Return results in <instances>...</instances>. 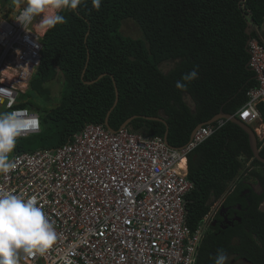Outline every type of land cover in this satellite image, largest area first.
Listing matches in <instances>:
<instances>
[{"label": "trees", "instance_id": "trees-1", "mask_svg": "<svg viewBox=\"0 0 264 264\" xmlns=\"http://www.w3.org/2000/svg\"><path fill=\"white\" fill-rule=\"evenodd\" d=\"M61 14L66 23L41 37L40 61L24 94L42 98L48 110L40 115V133L17 142L16 153L54 149L86 124L104 125L114 87L118 101L108 117L112 130L136 116L128 130L161 138L167 130V144L180 148L197 125L219 112L234 115L246 102V93L256 87L245 43L261 37V32L253 29L248 37L245 29L263 25L264 0H102L98 11L87 0ZM125 20L136 23L140 37L123 34ZM164 62H174L167 72L160 68ZM193 69L197 78L186 90L177 89L176 82ZM56 76L62 78V88L53 102L47 84ZM18 107L37 109L33 99ZM257 109L264 125V104ZM143 117L162 118L166 125ZM258 148L264 159V141ZM245 175L263 190L250 193L248 208L239 196L248 189L241 183ZM238 177V187L225 204L239 202L247 211L237 213L241 222L233 229L205 233L196 264H213L218 249L229 259L264 264V211L257 208L264 198V165L253 158L247 135L230 122L187 158V179L193 188L185 196V223L194 231L211 202Z\"/></svg>", "mask_w": 264, "mask_h": 264}, {"label": "built area", "instance_id": "built-area-1", "mask_svg": "<svg viewBox=\"0 0 264 264\" xmlns=\"http://www.w3.org/2000/svg\"><path fill=\"white\" fill-rule=\"evenodd\" d=\"M17 15L15 10L0 17V109L38 121V128L23 131L19 142L41 131L38 113L18 107V100L39 64L42 38L32 25L26 32L15 21ZM247 50L256 87L232 116L250 125L263 142L264 127L254 124L260 121L257 105L264 104V40L251 38ZM226 122L200 127L180 148L161 137L86 124L57 148L14 149L10 159L15 168L0 174V190L36 196L57 231L45 255H22L21 264H57L66 250L76 264H196L209 215L194 231L185 223V196L193 188L187 158Z\"/></svg>", "mask_w": 264, "mask_h": 264}, {"label": "clouds", "instance_id": "clouds-1", "mask_svg": "<svg viewBox=\"0 0 264 264\" xmlns=\"http://www.w3.org/2000/svg\"><path fill=\"white\" fill-rule=\"evenodd\" d=\"M12 3L18 12L15 21L25 31L39 17L37 27L47 32L66 23L61 13L73 11L81 4H86L87 0H12ZM101 3L102 0H91L92 9L98 11ZM196 78L197 70L193 69L185 73L175 87L184 91ZM29 128H38L35 117L15 111L0 112V174H8L15 168L10 154L21 133ZM56 241V226L38 204L36 196L23 198L7 190H0V264H21L22 255L43 256ZM192 251L195 254L196 249ZM72 256L73 253L66 250L58 257L57 264H76ZM213 264H229L223 249L217 250Z\"/></svg>", "mask_w": 264, "mask_h": 264}, {"label": "flooded vegetation", "instance_id": "flooded-vegetation-1", "mask_svg": "<svg viewBox=\"0 0 264 264\" xmlns=\"http://www.w3.org/2000/svg\"><path fill=\"white\" fill-rule=\"evenodd\" d=\"M247 175H245L246 177ZM248 178L246 177V180H241V183L245 184L248 186V189L243 188L240 191V199L244 200L247 208L250 207L252 205L251 203V192L255 193L257 195H259L263 190L262 187L260 185V183H258V181H252L255 183V185H258L260 192H256L253 188L252 185L250 184V182H248ZM240 182V178L238 177L237 180H235L232 184L229 185L227 191L225 192V194L217 199V200H213L211 202V207L210 210L208 212L207 215H209L208 218V223L206 226V232L208 231H216L215 233H221V232H225L228 229H233L235 223L240 224L241 220L240 218L237 216V213L243 212V211H247V208H243L242 204L239 202H233V203H227L225 204V200L232 194L234 193L235 189L238 187V184ZM264 199V198H263ZM217 202V206L214 207L215 203ZM263 200L259 203L258 205V210H261V205H262ZM214 207V208H213ZM263 211V210H261ZM205 237V235H204ZM203 237V238H204ZM203 241V239H202ZM201 241V242H202ZM231 259V263L230 264H237L242 262L243 264H249L245 261L242 260H236L233 257L230 258Z\"/></svg>", "mask_w": 264, "mask_h": 264}, {"label": "rangeland", "instance_id": "rangeland-1", "mask_svg": "<svg viewBox=\"0 0 264 264\" xmlns=\"http://www.w3.org/2000/svg\"><path fill=\"white\" fill-rule=\"evenodd\" d=\"M13 11H15V8H14V5L12 3V0H0V17L8 18L13 13ZM39 19L37 20V23H38ZM253 29L254 30L255 29H259L260 32H261V38L264 40V23H263V25L260 28L253 27L251 25L249 31H251ZM37 30H39V29H37ZM121 30H122L123 34L131 36L133 38L140 37V31H139L136 23L133 22L132 20H125L122 23ZM173 64H174V62H164L163 64L160 65V68H161V70L163 72H167L173 66ZM47 87L50 90V94H51V97L53 99V102H57V100L59 99V96H60L61 88H62V78L60 76H56L53 81H51V82H49L47 84ZM27 99L28 100H32V99L34 100V103L37 106V109L36 110H32V111L37 112L39 116L41 114H43L44 112H46V110H48V106L44 102V100L42 98H39V97L34 96V95L33 96L20 95L18 101H25V100L27 101ZM185 101L188 104H190V100L188 98H185ZM28 109H30V108H28ZM0 112H5V111L0 109ZM259 125L260 124H257V126H259ZM262 133H263V131H261V134ZM257 140L259 142V138H257ZM248 182H250V184L252 185V188L256 192H260V189H259L258 185H255V183L251 179H248ZM216 206H217V202L215 203L214 207H216ZM260 208H261V210L264 211V199H263V202H262V205H261ZM230 263H231V259H229V264ZM237 264H243V263L240 262V263H237Z\"/></svg>", "mask_w": 264, "mask_h": 264}, {"label": "water", "instance_id": "water-1", "mask_svg": "<svg viewBox=\"0 0 264 264\" xmlns=\"http://www.w3.org/2000/svg\"><path fill=\"white\" fill-rule=\"evenodd\" d=\"M250 26H247L246 29H245V34L249 37L250 35ZM250 38L247 39L246 43H245V50L246 52L248 53V50H247V44L249 42ZM247 67H248V63H247ZM98 78H101L98 77ZM92 82H87L86 84H91ZM114 91H115V99H114V102H113V106L111 107V109L107 112L106 114V117H105V120H104V126L110 131V132H114V130H112L109 125H108V117H109V114L110 112L112 111V109L116 106L117 104V101H118V93H117V90L116 88L114 87ZM136 118V116H133L131 118H128L120 127H119V130L121 129H129V124L130 122ZM145 120H153V121H159V122H162L164 125H166L164 119L162 118H154V117H143ZM220 119H223V120H227L228 122L238 126L246 135H247V138H248V144H249V148H250V151H251V154L253 156V158L261 163L262 165H264V159L260 157L259 155V148H258V140H257V137L255 135V133L252 131V129L246 125L244 122H242L241 120L237 119L236 117L232 116V115H228V114H225L223 112H219L216 116H214L211 120H209L208 122H206L205 124H199L197 125L193 131L191 132L190 134V138L189 140L192 139L194 133L202 126H205V125H211L213 124L214 122H216L217 120H220ZM143 136H147V133L146 132H140ZM167 130L163 136V140L164 142L167 144ZM168 145V144H167Z\"/></svg>", "mask_w": 264, "mask_h": 264}, {"label": "bare ground", "instance_id": "bare-ground-1", "mask_svg": "<svg viewBox=\"0 0 264 264\" xmlns=\"http://www.w3.org/2000/svg\"><path fill=\"white\" fill-rule=\"evenodd\" d=\"M39 19V17L33 22V25H32V28L36 31V34H38L40 37H42V35L40 34L41 33V31L40 30H37V29H39L38 27H36L37 26V20ZM40 32V33H39ZM8 82H13L10 78H8ZM260 122H261V119H260V121H258L256 124H254L255 126H257V124H260ZM251 129H252V127L250 126V125H248ZM257 132H260V130L257 128ZM261 133V132H260ZM183 164V163H182Z\"/></svg>", "mask_w": 264, "mask_h": 264}, {"label": "crops", "instance_id": "crops-1", "mask_svg": "<svg viewBox=\"0 0 264 264\" xmlns=\"http://www.w3.org/2000/svg\"><path fill=\"white\" fill-rule=\"evenodd\" d=\"M43 33H44V32H41L40 34L43 35ZM260 125L264 127V125H263L261 122H260ZM260 125H259V126H260Z\"/></svg>", "mask_w": 264, "mask_h": 264}]
</instances>
